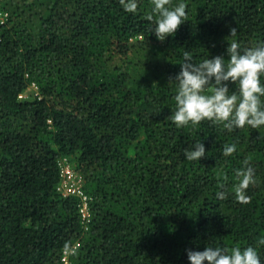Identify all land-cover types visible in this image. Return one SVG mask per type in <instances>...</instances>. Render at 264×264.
<instances>
[{"label": "trees", "instance_id": "trees-1", "mask_svg": "<svg viewBox=\"0 0 264 264\" xmlns=\"http://www.w3.org/2000/svg\"><path fill=\"white\" fill-rule=\"evenodd\" d=\"M182 2L187 20L161 42L151 0L135 13L119 0H0V264H62L65 244L73 264H190L207 246H253L264 264V127L168 119L184 51L229 59L232 27L242 49L264 42V0ZM197 142L206 155L188 161ZM63 157L77 160L86 224L80 198L57 193ZM247 158L256 183L241 204Z\"/></svg>", "mask_w": 264, "mask_h": 264}, {"label": "clouds", "instance_id": "clouds-1", "mask_svg": "<svg viewBox=\"0 0 264 264\" xmlns=\"http://www.w3.org/2000/svg\"><path fill=\"white\" fill-rule=\"evenodd\" d=\"M119 3L125 12L137 11V0H119ZM151 4V14L144 19L155 23L153 34L163 42L167 37L174 36L185 23L188 5L182 0L175 6H172V0H151ZM237 33V29L232 27L230 35L225 38L229 59L223 56L210 59L208 55L196 62L192 52L184 51L181 71L174 80H170L177 85L174 96L176 107L168 119L177 128H196L205 120L222 125L229 132L245 127L256 130L264 127V84L261 83L264 77V42L242 49L235 39ZM229 83L236 85L235 91H230ZM236 151V143L223 145L222 154L225 157L232 156ZM205 155L203 142H197L194 148L184 152L188 161H200ZM235 176L238 180L233 187L236 202L250 203L251 197L246 193L256 183L250 158L243 161V168L236 170ZM224 179L226 181L227 177ZM218 187L224 188V184ZM227 196L225 191L216 193L219 200H225ZM257 245H264V235L258 238ZM64 251H70L68 244H65ZM187 255L190 264H205V261L208 264H261L258 251L253 246H207L203 252L189 249Z\"/></svg>", "mask_w": 264, "mask_h": 264}, {"label": "built area", "instance_id": "built-area-1", "mask_svg": "<svg viewBox=\"0 0 264 264\" xmlns=\"http://www.w3.org/2000/svg\"><path fill=\"white\" fill-rule=\"evenodd\" d=\"M7 14H0V21L3 23ZM36 89L37 87L33 85ZM23 99V95L20 96ZM71 157H63L61 161H59L58 165L60 168V182L57 187V193L65 198L69 196H76L80 198L81 204L79 206L80 213L82 215L83 223L86 224L89 222L91 218L90 211H89V203L88 198H86L82 193V185L83 181L81 176L73 169V165L71 163ZM75 252V247L71 248L68 253L63 251L62 253V263L63 264H73L70 257Z\"/></svg>", "mask_w": 264, "mask_h": 264}, {"label": "rangeland", "instance_id": "rangeland-1", "mask_svg": "<svg viewBox=\"0 0 264 264\" xmlns=\"http://www.w3.org/2000/svg\"><path fill=\"white\" fill-rule=\"evenodd\" d=\"M27 94H28V96H30L32 94L35 96L37 94V89L35 87H31L28 90V93ZM71 163L75 165V164H77V160L73 158Z\"/></svg>", "mask_w": 264, "mask_h": 264}]
</instances>
